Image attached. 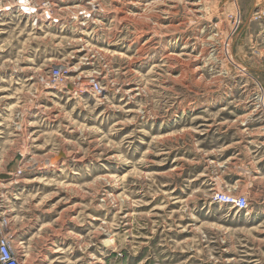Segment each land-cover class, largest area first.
<instances>
[{
    "label": "rangeland",
    "instance_id": "obj_1",
    "mask_svg": "<svg viewBox=\"0 0 264 264\" xmlns=\"http://www.w3.org/2000/svg\"><path fill=\"white\" fill-rule=\"evenodd\" d=\"M34 4L38 23L0 20V232L21 262L264 264V0Z\"/></svg>",
    "mask_w": 264,
    "mask_h": 264
},
{
    "label": "built area",
    "instance_id": "obj_2",
    "mask_svg": "<svg viewBox=\"0 0 264 264\" xmlns=\"http://www.w3.org/2000/svg\"><path fill=\"white\" fill-rule=\"evenodd\" d=\"M41 10L42 8H38L34 4V0H0V20L3 17L17 15L28 19H35V22L38 23L39 19L44 18ZM46 19L50 20V15ZM65 68V66L59 65L50 71L49 77L55 85L63 79L62 74H64ZM213 200L216 204L226 205L227 208H232V210L239 213L248 212L250 209L249 198L245 196L215 192ZM0 264H23L17 255L11 239L5 234H1L0 236Z\"/></svg>",
    "mask_w": 264,
    "mask_h": 264
},
{
    "label": "bare ground",
    "instance_id": "obj_3",
    "mask_svg": "<svg viewBox=\"0 0 264 264\" xmlns=\"http://www.w3.org/2000/svg\"><path fill=\"white\" fill-rule=\"evenodd\" d=\"M174 1V0H173ZM181 1V0H180ZM165 2V1H164ZM94 3V2H93ZM151 6V5H150ZM138 20V19H137ZM122 21V20H121ZM171 57V56H170ZM83 76V75H82ZM66 80H67V78H66V76H64L63 77V79L60 81V82H58L56 85H54V87L55 88H57V87H59V86H61V85H64V83L66 82ZM83 81H86L85 80V78L83 79ZM85 87H87L88 86V88H89V90L90 91H92L93 93H95L96 95H102L103 94V91L102 90H96L94 87H93V85L91 84V83H88V84H85L84 82L82 83ZM1 134H3V132L0 130V135ZM40 166V165H39ZM42 166V165H41ZM12 175H13V177H12ZM8 179H6V180H12L13 179V181H19V182H17V183H20L21 181H23V180H21V178H22V174L20 173V172H17L16 173V175H14V174H9L8 175ZM22 183V182H21ZM25 183V182H24ZM219 205V204H218ZM220 206H224V207H226L227 208V206L226 205H220ZM227 209H230V210H232V208H227ZM241 213H243V212H241ZM2 234V233H1Z\"/></svg>",
    "mask_w": 264,
    "mask_h": 264
},
{
    "label": "water",
    "instance_id": "obj_4",
    "mask_svg": "<svg viewBox=\"0 0 264 264\" xmlns=\"http://www.w3.org/2000/svg\"><path fill=\"white\" fill-rule=\"evenodd\" d=\"M1 178L4 179V180H6V179H8L9 177H8V175H2Z\"/></svg>",
    "mask_w": 264,
    "mask_h": 264
},
{
    "label": "crops",
    "instance_id": "obj_5",
    "mask_svg": "<svg viewBox=\"0 0 264 264\" xmlns=\"http://www.w3.org/2000/svg\"><path fill=\"white\" fill-rule=\"evenodd\" d=\"M0 236H1V232H0Z\"/></svg>",
    "mask_w": 264,
    "mask_h": 264
}]
</instances>
